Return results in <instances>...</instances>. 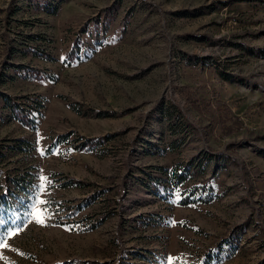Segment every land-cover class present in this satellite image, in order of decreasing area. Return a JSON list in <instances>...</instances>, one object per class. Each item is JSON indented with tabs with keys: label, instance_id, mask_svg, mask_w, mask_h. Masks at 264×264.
<instances>
[{
	"label": "rangeland",
	"instance_id": "rangeland-1",
	"mask_svg": "<svg viewBox=\"0 0 264 264\" xmlns=\"http://www.w3.org/2000/svg\"><path fill=\"white\" fill-rule=\"evenodd\" d=\"M0 237V264H264V0H0Z\"/></svg>",
	"mask_w": 264,
	"mask_h": 264
},
{
	"label": "trees",
	"instance_id": "trees-1",
	"mask_svg": "<svg viewBox=\"0 0 264 264\" xmlns=\"http://www.w3.org/2000/svg\"><path fill=\"white\" fill-rule=\"evenodd\" d=\"M30 53L34 56H40L42 58L47 59V55L44 54L42 51H39L37 49H29ZM186 61V65L191 64V62H196L197 57L193 55H185L183 57ZM21 70V66H16V72ZM33 71V70H29ZM175 94L178 98H182V106H190L192 109L197 111L200 114H205L204 117L207 119V123L205 124L206 130L210 132L211 134H214L215 137L220 136H228L233 135L235 133H239L242 129H245L242 125V123L237 119L236 116H234L228 107L225 105L224 102H222L218 97H213L212 99H199L196 97V95H192L188 89L187 86H183L177 91H175ZM4 101L9 106V109L12 113V116L16 119L21 121L25 125H31V120L24 114V110L20 108V105L14 101H10L9 98L6 95H3ZM176 112L178 114H181L180 108L177 107ZM172 116L171 112L168 113V117L170 118ZM248 131L247 129H245ZM100 137L96 138H85L83 139V145L91 143L93 141H100ZM230 145L226 146V148H230V146L233 143H228ZM179 166H181V171L177 172L175 171ZM161 170V168H159ZM162 171V170H161ZM163 172V171H162ZM187 173V167L177 164L174 168L170 171V180L172 185H177L185 180ZM210 190L208 189L206 201L210 200ZM185 201H183L184 203Z\"/></svg>",
	"mask_w": 264,
	"mask_h": 264
},
{
	"label": "snow or ice",
	"instance_id": "snow-or-ice-1",
	"mask_svg": "<svg viewBox=\"0 0 264 264\" xmlns=\"http://www.w3.org/2000/svg\"><path fill=\"white\" fill-rule=\"evenodd\" d=\"M43 180V178H41ZM39 203H43V201H40ZM33 218L36 220L37 223H43V220L39 218V213L38 212H33L32 213ZM14 232H9L7 235H14ZM7 245L3 243V237H0V247H6ZM171 259V258H169Z\"/></svg>",
	"mask_w": 264,
	"mask_h": 264
}]
</instances>
